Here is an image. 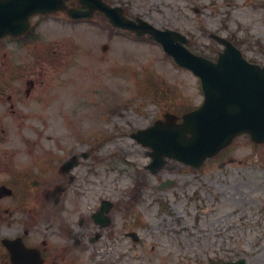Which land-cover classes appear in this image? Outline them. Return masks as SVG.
I'll return each mask as SVG.
<instances>
[{
    "label": "rangeland",
    "instance_id": "obj_1",
    "mask_svg": "<svg viewBox=\"0 0 264 264\" xmlns=\"http://www.w3.org/2000/svg\"><path fill=\"white\" fill-rule=\"evenodd\" d=\"M206 3L209 4L204 11L208 27L234 42L249 61L264 66V0H207ZM153 4V20L157 25L166 23L184 30L196 25L184 18V13H192L186 11L182 0H172L171 6L162 5L161 8H155V1ZM43 30L41 44H38L40 49L55 45L59 50L69 46L68 42H83L80 36L88 35L84 28L68 30L54 23L47 24ZM96 32V36L91 35L98 40L90 37V42L98 52L89 57L74 59L71 65L67 62L57 72L44 69L43 65L30 68L26 74L23 69L22 77L8 89L6 77L0 79L3 89L0 115H4L0 119V149L4 148L1 154L38 143L40 129L44 134L40 147L47 148L40 153L41 165L53 157L57 160V167H49L51 172L43 175L40 185L35 183L29 194L48 196L56 183L60 185L67 180L60 171L63 161L73 153L92 149L88 163H94L97 172L85 166L78 170L79 173L88 171L86 193L78 195L86 196L83 199L85 216L90 219L103 199L114 203L111 210L114 225L99 232L104 236L102 239L88 241L82 247H71L69 238V227L76 229V222L83 215L81 207L61 214L67 227L55 233L53 242L59 259L74 254L81 258L76 264H113L116 261L118 264L137 261L214 264L245 257L248 264H264V147L255 148L243 137L226 153L236 160L235 164H228L230 161L226 160V167L216 166L212 170L213 165L219 164L213 161L211 170L205 175L201 173V178L197 179L176 168H167L178 165L172 162L158 180L152 177L145 171L150 161L145 149L130 135L149 127L168 111L183 114L201 105L200 81L177 66L154 41L145 39L130 43L121 38L122 42L109 43ZM8 46L9 52L15 48V54L10 57L17 63L26 59L22 57L27 55L23 49L32 53L30 48H35L17 43ZM189 46L194 52L207 53L212 58L223 49L217 43ZM5 55L0 53V69L9 61ZM89 62V66L95 67H88ZM40 68L48 73L42 74ZM29 79L37 85L34 91L28 85ZM145 85L149 89L141 93L138 87L145 88ZM27 89L32 92L30 98ZM37 94L40 98L34 100ZM9 96H12L11 102L6 101ZM12 105L18 111L15 117ZM28 112L33 114L24 118V113ZM15 137L17 143L10 141ZM24 164L25 161L22 166ZM166 177H174L176 183L165 190H157V182ZM16 193L22 194L23 188ZM87 205L91 207L89 211ZM129 213L133 221L125 215ZM130 229H135L140 238L136 245L123 235ZM111 238L121 241L116 249ZM63 241L67 242L65 251Z\"/></svg>",
    "mask_w": 264,
    "mask_h": 264
},
{
    "label": "flooded vegetation",
    "instance_id": "obj_2",
    "mask_svg": "<svg viewBox=\"0 0 264 264\" xmlns=\"http://www.w3.org/2000/svg\"><path fill=\"white\" fill-rule=\"evenodd\" d=\"M105 3L109 4L114 8H119V16L121 14L128 19L134 20L136 22L148 21L154 22V4L156 7L161 8L163 4H166L168 0H103ZM189 3L193 4L195 0H187ZM67 13L72 8H78L85 10L80 4L79 0H67L66 1ZM195 6H192L193 10ZM188 13H184V18L188 19ZM105 15L99 10L94 12V19L92 20H73L67 16L65 12H59L52 16V21L54 24L59 25L64 28H72L74 25H79V27L84 28L88 34L94 33L96 26H90L92 22H97L100 25H106L107 21L104 19ZM189 21H194L196 25H190L189 29L182 31L187 34L192 32H198L195 30L199 29L201 20L196 21L194 18L189 19ZM40 23V21H38ZM156 24V23H155ZM165 23H161L163 25ZM157 25V24H156ZM107 26V25H106ZM109 27V26H107ZM91 28V29H90ZM114 33L119 32L113 29ZM112 33V29L103 33V37L109 43L121 42L120 38ZM199 33H202L201 31ZM38 34L34 30L33 38H37ZM211 37V34L209 35ZM10 39V38H8ZM13 40V39H10ZM197 41H201L197 38ZM88 43H82L76 50L82 48L89 49ZM108 47L106 46L105 49ZM78 51H61L53 52L51 54L53 59L56 58H70L73 57ZM56 57V58H55ZM54 64V63H53ZM54 69V68H53ZM34 87V82H32V88ZM30 94V91L27 92ZM8 101H12V96L8 97ZM15 105H12L14 107ZM23 116L27 117L26 113ZM19 116H22L21 113ZM4 149L0 150V186H6L12 190L11 194H7L5 191L0 194V240H8V243H0V264H76L81 261L78 255H70L68 257H63L59 259L58 252L54 247L53 242L55 241V233L62 232L67 224L63 222V217L61 214L68 213V209L75 208L82 210L83 214L81 219L77 220L76 229L70 226L71 235L69 236L71 240V247L77 246L82 247L88 241L91 242L94 239H102L104 236L99 235L100 231L110 228L114 225V221L111 217V210L114 203L103 199L100 201V206L97 210L93 211L91 218L85 216L83 211V199L86 198L85 195L78 197L83 193H86L84 188L87 184V174L79 173L78 170L81 166L87 167L90 171L96 173L94 169V163H88L92 156V153L88 150H83L80 153L76 152L65 159L60 167L61 175L66 176L67 180L63 184L54 185L53 189L49 191L48 196L41 197V195H30V188L35 185H40V178L43 175L51 172L49 167H57V160L49 159L42 165L40 163L41 155L40 153L45 152L47 148H12L11 151L2 155ZM23 156H25L23 158ZM55 156V153H54ZM77 157V159H75ZM44 160V158H42ZM25 164L22 166V162ZM86 162V164L84 163ZM39 163V165H37ZM71 163L72 166L69 168L68 164ZM227 164L223 163L219 166L221 168L226 167ZM185 171H192L191 169H185ZM37 174L39 178L34 181ZM99 176V173H97ZM152 177L154 175L150 174ZM95 185L94 182H92ZM23 188V193L17 195L16 189L21 191ZM76 195V196H73ZM99 199V197H97ZM73 199V201H72ZM97 199V200H98ZM44 200V202L42 201ZM75 200V201H74ZM70 202L69 205L67 203ZM76 203V205H75ZM82 204L81 206L79 205ZM198 206L201 211L203 207ZM88 211L90 206H86ZM126 216L132 217L131 213L125 214ZM88 218V219H87ZM70 221V220H69ZM133 223V222H132ZM137 228V223L135 224V229ZM130 229L123 235L134 242L136 231ZM221 231V230H220ZM120 232V231H119ZM131 234L133 236H131ZM88 235V236H87ZM87 236V237H86ZM86 237V239H85ZM114 242L115 249L120 245L121 241L117 238H111ZM66 241H63L62 249L66 250ZM75 248V247H74ZM138 262V261H137ZM133 262L130 264H136ZM118 264L119 261L114 262Z\"/></svg>",
    "mask_w": 264,
    "mask_h": 264
},
{
    "label": "water",
    "instance_id": "obj_3",
    "mask_svg": "<svg viewBox=\"0 0 264 264\" xmlns=\"http://www.w3.org/2000/svg\"><path fill=\"white\" fill-rule=\"evenodd\" d=\"M3 8L0 5V9ZM40 9L48 12V3H41ZM152 33L180 65L202 77L206 98L203 107L186 115L182 124H177L174 116H168L166 122H159L137 136L141 143L153 148L155 163L162 164L163 158L169 157L188 164H201L242 131L264 141V68L247 63L240 51L223 40L227 49L219 58V64L213 65L185 51L178 41L182 37L157 30ZM225 264L246 263L241 259Z\"/></svg>",
    "mask_w": 264,
    "mask_h": 264
}]
</instances>
